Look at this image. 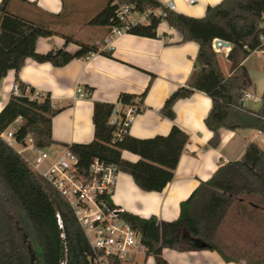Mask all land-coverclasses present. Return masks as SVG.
I'll return each instance as SVG.
<instances>
[{"label": "trees", "instance_id": "trees-1", "mask_svg": "<svg viewBox=\"0 0 264 264\" xmlns=\"http://www.w3.org/2000/svg\"><path fill=\"white\" fill-rule=\"evenodd\" d=\"M9 1L0 0V82L13 70L21 92L11 94L0 110V133L21 118V124L13 131L15 140L24 143V139L30 137L35 147L47 148L55 143L51 124L60 108L53 106L49 94L32 98L35 90L19 81L18 71L27 58L61 67L74 58H85L98 51V46L81 44L74 54L65 48L36 52L37 38L49 36L52 31L9 12ZM127 1L133 2L139 10L159 5L158 0ZM161 21L180 32L182 41L194 40L199 47L195 58L197 69L191 74L188 86L172 91L160 107V114L173 120L175 101L189 97L194 89L201 90L211 98L204 118L212 132L209 146H218L221 129H255L264 136V90L257 109L241 104L247 89L242 61L252 49L264 48V0H222L207 6L202 18L167 11L164 18H152L149 24L133 26L127 32L154 38ZM88 23L115 25V6L107 0ZM216 36L230 42L226 59L231 74L227 77L220 71L212 47ZM101 52L111 56V50ZM150 82L140 94L121 92L116 103L93 102L92 140L67 145L77 155L81 171L86 172L97 158L129 174L144 191L160 192L172 180L189 140L188 134L173 124L166 135L137 138L129 134L122 122L124 106L134 105L137 112L142 110ZM25 87L28 93L24 92ZM90 93L91 88L87 96ZM113 115L118 117V122H110ZM123 150L136 154L138 159L122 158ZM249 197L264 199V149L253 141L246 145L240 158L219 165L180 202L175 220L164 221L154 215L144 218L124 210L120 215L138 232L145 254L153 256L155 264H169L161 253L165 247L178 251L216 250L225 261H230L213 238L233 202ZM103 198L113 205L107 195ZM19 223L25 229L18 226ZM25 231L29 241L34 243L33 250L29 248ZM97 253L100 254L91 248L66 199L0 136V264H33V260L39 264H97ZM109 264L120 263L109 258Z\"/></svg>", "mask_w": 264, "mask_h": 264}, {"label": "crops", "instance_id": "crops-1", "mask_svg": "<svg viewBox=\"0 0 264 264\" xmlns=\"http://www.w3.org/2000/svg\"><path fill=\"white\" fill-rule=\"evenodd\" d=\"M221 1L196 0L195 4L188 5L182 0H174V11L202 18L207 6ZM106 2L10 0L9 12L30 22L45 25L52 31L49 36L37 38L36 52L46 53L65 48L74 54L81 44L98 46V51L91 52L85 58H74L61 67L27 58L17 77L36 92L49 94L53 106L60 108L52 117L51 133L55 143L45 148L51 158L60 153L50 151L51 148L63 150L71 143H87L92 140L94 101L116 103L121 92L140 94L151 80L142 110L135 114L129 124V134L137 138L166 135L175 124L188 134L189 140L179 157L172 180L162 191H144L129 174L118 171L110 200L114 206L140 217L154 215L160 220L172 221L179 215L180 202L188 198L201 181L207 180L224 162L240 158L246 145L255 142L253 137L263 139L264 136L255 129H221L218 146H209L212 132L206 127L204 118L210 108L211 98L206 92L196 89L189 97L175 101L173 120L162 116L159 109L165 99L176 88L188 86L191 74L197 69L195 58L198 43L194 40L182 41L180 32L161 21L157 27V37L128 32L116 36L111 41V56H107L101 51L105 47L104 38L109 26L88 23ZM67 36L71 38L70 41H67ZM216 39L227 41L228 47L215 48ZM212 47L220 71L224 76H230L229 61L226 59L230 42L216 36L212 40ZM242 66L247 79L246 91L252 95V99L243 101V105L257 109L264 90V48L256 47L249 51ZM15 82L14 71L9 70L0 82V110L10 97ZM77 87H82L86 92L91 88L90 95L76 96ZM21 122L22 119L17 118L13 123H18V127ZM12 147L23 157L25 151H30L28 143L13 144ZM121 156L129 161L138 159L136 154L127 150H123ZM161 253L169 264H248L243 258L228 255L230 261H225L216 250L178 251L165 247ZM139 254L140 264H155L153 256L145 252Z\"/></svg>", "mask_w": 264, "mask_h": 264}, {"label": "built area", "instance_id": "built-area-1", "mask_svg": "<svg viewBox=\"0 0 264 264\" xmlns=\"http://www.w3.org/2000/svg\"><path fill=\"white\" fill-rule=\"evenodd\" d=\"M115 6L116 24L109 26L104 38V50H111V41L116 36L127 32L133 26L149 24L152 18H164L167 11L176 8L174 0L161 2L155 8L139 10L135 4L127 0H109ZM188 5L195 4L196 0H182ZM20 88L15 82L11 94H20ZM28 93V88H24ZM76 96H87L82 87H77ZM43 93L34 92L32 98H41ZM252 99L249 92H245L243 101ZM142 107V106H141ZM123 126L129 127L137 113L136 106L126 105L123 108ZM116 115L110 118L111 123L118 122ZM0 136L11 146L13 144L29 143L33 157L25 156L28 164L44 177L66 199L81 226L91 248L97 253V264H109V258L117 260L120 264L133 263L137 254L145 252L140 236L131 225L124 220L120 213L121 208L109 205L104 201L103 195L110 199L118 173L117 166L105 164L94 158L86 172L79 168L77 155L67 146L55 158H51L45 148H37L32 144L31 138L26 137L24 143H18L13 131L5 130ZM43 166V168H41Z\"/></svg>", "mask_w": 264, "mask_h": 264}, {"label": "rangeland", "instance_id": "rangeland-1", "mask_svg": "<svg viewBox=\"0 0 264 264\" xmlns=\"http://www.w3.org/2000/svg\"><path fill=\"white\" fill-rule=\"evenodd\" d=\"M262 39L264 38L262 37ZM17 125L18 123H13L9 130L11 131ZM252 139L264 149V138L253 137ZM50 151L61 152L62 149L51 148ZM24 155L33 157V153L28 150L24 152ZM18 226L25 229L22 223H19ZM24 233L29 248L33 250L34 243L29 241L26 231ZM213 240L219 250L228 256L243 258L248 264H264V199L237 198L217 228ZM140 258L141 255L137 254L136 261L126 264H140ZM33 264L39 263L37 260H33Z\"/></svg>", "mask_w": 264, "mask_h": 264}, {"label": "water", "instance_id": "water-1", "mask_svg": "<svg viewBox=\"0 0 264 264\" xmlns=\"http://www.w3.org/2000/svg\"><path fill=\"white\" fill-rule=\"evenodd\" d=\"M229 43L227 41L216 39L214 40V47L220 48V47H228Z\"/></svg>", "mask_w": 264, "mask_h": 264}]
</instances>
